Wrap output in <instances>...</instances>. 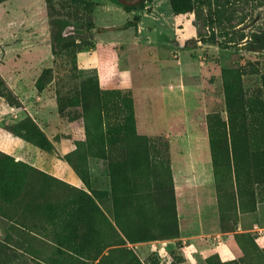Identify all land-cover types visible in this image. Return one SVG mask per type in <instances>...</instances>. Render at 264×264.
Listing matches in <instances>:
<instances>
[{"label": "rangeland", "instance_id": "1", "mask_svg": "<svg viewBox=\"0 0 264 264\" xmlns=\"http://www.w3.org/2000/svg\"><path fill=\"white\" fill-rule=\"evenodd\" d=\"M92 1L0 0V111L8 110L0 113V187L10 168L13 177L0 192V264H66L49 228L80 190L98 211L90 246L107 245L90 264H264V0H228L230 21L200 22L227 48L199 41L195 14L174 15L168 0L133 9ZM90 21L93 32L56 38L57 29L67 35ZM223 68L237 72L228 95ZM156 112L172 132L192 124L207 141L220 232L189 229L200 220L202 184L173 175L172 132ZM29 118L52 146L37 144ZM87 141L106 152L88 153ZM109 149L114 160L103 158ZM177 198L184 208L196 203L188 221ZM245 211L261 213L259 223L235 233ZM144 229L153 240H140ZM232 234L238 255L222 239Z\"/></svg>", "mask_w": 264, "mask_h": 264}, {"label": "trees", "instance_id": "2", "mask_svg": "<svg viewBox=\"0 0 264 264\" xmlns=\"http://www.w3.org/2000/svg\"><path fill=\"white\" fill-rule=\"evenodd\" d=\"M92 1V0H91ZM144 1V0H143ZM171 11L174 15H183L187 13H194L195 17L192 21L193 26L197 29V38L199 41L203 43H208L212 45H216L218 47L227 48L230 43H222L218 41L216 35L212 32L209 36L206 37L205 34H203L200 31V22L206 23L210 25L216 24V26H219L222 22V20L230 21L232 17V7H230V3H228V0L225 2H219V0H168ZM93 2V1H92ZM94 4V2H93ZM95 5V4H94ZM140 3L134 5V6H124L127 9H133L137 6H139ZM206 6V13H203V6ZM92 12V11H91ZM137 20V18L135 19ZM205 24V25H206ZM94 22L90 21L87 24V27H74L73 33L65 34V31L61 30V28L57 29V35L56 38L64 41L67 39V37L72 36L74 34H78L81 30L89 29L93 32L94 30ZM225 33L226 31L223 30ZM242 37H240L241 39ZM222 77H223V86L225 90V94L228 95V92L230 91V88L232 87V84L230 81H228V76L233 74L234 78H237V72L234 71V69L230 68H223L221 69ZM30 122L28 123V126L31 128V132L36 134L37 138V144L41 148H45L46 146H52L46 135L42 130H40L33 120L29 118ZM88 131V128H87ZM97 133H102V129L99 128L96 130ZM90 133V130H89ZM98 145L94 146L91 141L86 142V148L88 153H93L95 150L99 149V151L104 154L106 151H104L105 147H103V142H97ZM108 147V145L106 146ZM110 157H106L103 155V158H107V160H114V155L112 154V149H109ZM159 159V155H153L151 158ZM148 162L150 163L148 156H147V165ZM130 166L136 167L137 165L130 162ZM165 166V172L164 176L166 175V180L168 182V190L170 193V199L172 202V208L174 206L173 200H174V189H173V182H172V176L169 169V166L167 165V162L164 163ZM11 168L9 169L6 176H3V180L1 181V187L0 192L1 194H5V191L7 189L8 180L10 178H13L11 175ZM84 178V177H82ZM85 180V185L87 186V190L89 189V182L87 179ZM97 209L94 206L93 202L91 201L90 197L84 190H80L78 192L77 198L73 202H69L63 210L62 214H59L57 217V222L51 225L49 228L50 234L52 236L51 241L53 242V245L55 246L58 253L64 257L66 264H90V262L97 260L98 256H100L101 250L107 246L104 245L100 248L93 249L90 246V241L92 239L93 229L92 225L89 222L90 216L97 213ZM61 220L63 221V224L61 223ZM64 225V226H63ZM73 228V229H72ZM141 241H149L153 240L155 237L154 235H149L144 229L143 233L141 234ZM113 245V244H109ZM100 259L96 262L98 264L100 262Z\"/></svg>", "mask_w": 264, "mask_h": 264}, {"label": "crops", "instance_id": "3", "mask_svg": "<svg viewBox=\"0 0 264 264\" xmlns=\"http://www.w3.org/2000/svg\"><path fill=\"white\" fill-rule=\"evenodd\" d=\"M164 104H168L167 101ZM169 106L167 107V109ZM166 110V106L164 108ZM8 112L7 108L0 111V113ZM160 114V115H159ZM163 114L161 112H156L155 118L156 122H159L166 126L167 131H171L172 126L170 127L165 119H162ZM170 124V123H169ZM192 125V124H191ZM189 125L185 130L187 134L183 132H175L173 130L172 133L167 134V139L170 146L171 152V168L174 175V169H176V174H180L182 172L196 175L195 180L202 184V187H199V190L203 191V196L205 197V202L201 198L199 200V209H200V220L191 224V230L202 232L201 234H208L212 232H220L217 231V224H215V209L213 207V191L210 185V166H209V149L207 141L204 139L197 137L196 135L191 134L190 128L192 127ZM0 153L7 154V152L0 146ZM5 157L0 155V164L3 163ZM200 163L204 165L201 167ZM203 174V177H199L198 175ZM189 180H193L189 177ZM192 190V188H191ZM187 207L184 208V203L182 199L177 198V208L178 212L182 215L180 221H188L190 217V212L194 208L193 201H187ZM261 213L259 212H239L237 218V230L235 233H241L246 231L253 230V226L256 225L258 222V217ZM185 222H182V227H185ZM181 227V230L183 229ZM211 231V232H210ZM228 236V235H227ZM222 238L223 240H228L230 242L231 252L233 254H237L241 252L233 234L231 235L232 240L230 237Z\"/></svg>", "mask_w": 264, "mask_h": 264}, {"label": "water", "instance_id": "4", "mask_svg": "<svg viewBox=\"0 0 264 264\" xmlns=\"http://www.w3.org/2000/svg\"><path fill=\"white\" fill-rule=\"evenodd\" d=\"M116 1L122 4L123 6H133L142 0H116Z\"/></svg>", "mask_w": 264, "mask_h": 264}]
</instances>
